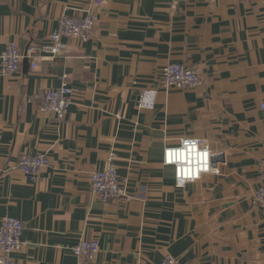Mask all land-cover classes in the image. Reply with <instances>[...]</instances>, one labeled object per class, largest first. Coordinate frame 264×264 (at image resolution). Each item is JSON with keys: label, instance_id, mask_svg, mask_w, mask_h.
<instances>
[{"label": "crops", "instance_id": "crops-1", "mask_svg": "<svg viewBox=\"0 0 264 264\" xmlns=\"http://www.w3.org/2000/svg\"><path fill=\"white\" fill-rule=\"evenodd\" d=\"M0 0V52L44 45L64 16L91 10L89 41L0 72V224L23 221L16 264H264V0ZM169 64L196 69L198 89H162ZM67 82L63 121L41 111L43 93ZM158 90L152 110L144 90ZM187 138L210 143L214 168L184 187L164 165ZM50 164L36 180L24 154ZM115 155L128 198L103 203L91 175ZM81 240H97L90 260ZM3 255L0 251V260Z\"/></svg>", "mask_w": 264, "mask_h": 264}, {"label": "built area", "instance_id": "built-area-1", "mask_svg": "<svg viewBox=\"0 0 264 264\" xmlns=\"http://www.w3.org/2000/svg\"><path fill=\"white\" fill-rule=\"evenodd\" d=\"M104 4V0H94L92 7ZM97 25V20L91 10H87L82 16L64 15L58 24V28L44 45H31L26 54H23L18 46L11 44L6 51L0 52V72L4 76L18 73L24 59L32 62V67H37V59L53 58L62 53L66 40L89 41ZM160 86L166 91L174 89H198L202 86V78L199 72L187 65L169 64L159 74ZM74 91L65 81L59 89H48L43 93L41 111L51 113L58 121H63L72 103ZM158 90L149 88L143 91L139 107L144 110H152L156 104ZM264 109V104L262 105ZM50 164L47 155L22 154L18 159V168L30 180H36L42 171ZM164 165L171 166L175 170L176 184L184 187L189 183H195L205 175H221L219 168H214L213 153L210 143L205 139H184L180 146L167 148L164 152ZM91 191L103 202H117L128 198L127 189L119 178L115 155L107 158V168L95 172L90 178ZM254 205L264 208V186L257 189L253 195ZM25 225L22 220L14 217H4L0 224V251L3 255L0 264H16L13 255L20 252L23 247L22 235ZM97 240H81L74 248L76 257L94 259L99 252ZM159 264H180L179 261L167 255Z\"/></svg>", "mask_w": 264, "mask_h": 264}]
</instances>
